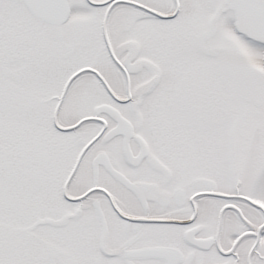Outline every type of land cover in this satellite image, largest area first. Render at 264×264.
I'll return each mask as SVG.
<instances>
[{
  "label": "snow or ice",
  "instance_id": "obj_1",
  "mask_svg": "<svg viewBox=\"0 0 264 264\" xmlns=\"http://www.w3.org/2000/svg\"><path fill=\"white\" fill-rule=\"evenodd\" d=\"M0 264H264V0H0Z\"/></svg>",
  "mask_w": 264,
  "mask_h": 264
}]
</instances>
